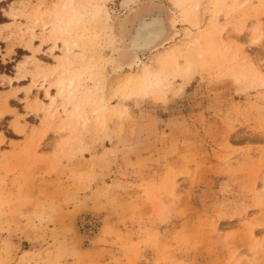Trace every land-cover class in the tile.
Here are the masks:
<instances>
[{
    "label": "rangeland",
    "instance_id": "1",
    "mask_svg": "<svg viewBox=\"0 0 264 264\" xmlns=\"http://www.w3.org/2000/svg\"><path fill=\"white\" fill-rule=\"evenodd\" d=\"M0 264H264V0H0Z\"/></svg>",
    "mask_w": 264,
    "mask_h": 264
},
{
    "label": "bare ground",
    "instance_id": "2",
    "mask_svg": "<svg viewBox=\"0 0 264 264\" xmlns=\"http://www.w3.org/2000/svg\"><path fill=\"white\" fill-rule=\"evenodd\" d=\"M65 10H66V8H65ZM76 13L77 12H75L74 10L73 11H65V12H63V14L61 15V17L59 18V21H58L63 25H60V23H59V28H58L59 30L57 31V36L63 35L64 36V42L66 44L68 43V40H67V37H68L67 31L68 30L64 27V24L66 26H68V25L74 23L75 21H77ZM166 34H167V31H166V28L163 25V22L161 19L154 17L151 20H142L139 23V27L136 29L134 36L131 38V46H132L134 52L151 49L153 47L161 45L166 40ZM120 35H121V41H122L123 35H122V33ZM114 39H116V38L111 36V43L114 41ZM109 41H110V39H109ZM136 55H137V53H136ZM133 57L137 58L138 56L134 55ZM168 64L171 67L172 71L178 72L180 70V64L177 61V59H169ZM188 67H189V65H187V68ZM59 72H57V73H59ZM66 76H67L66 78H65V76L59 77L58 74L55 76L57 78V80H56L57 84L61 87L60 94L62 95L64 93V90H66V82L68 80L69 86L67 87V90L69 91L70 95H72L71 91L73 90L72 84H73L74 80L72 77H70V74L67 75V73H66ZM161 83H162V81L160 79L159 80L158 79L150 80L149 78H146V80H145V86L146 87H150V86H153L154 84H161Z\"/></svg>",
    "mask_w": 264,
    "mask_h": 264
}]
</instances>
